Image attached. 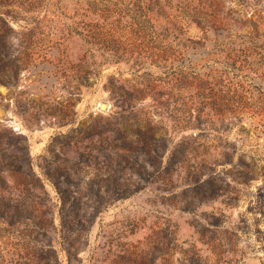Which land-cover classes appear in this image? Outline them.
I'll return each instance as SVG.
<instances>
[{"label":"rangeland","instance_id":"obj_1","mask_svg":"<svg viewBox=\"0 0 264 264\" xmlns=\"http://www.w3.org/2000/svg\"><path fill=\"white\" fill-rule=\"evenodd\" d=\"M0 264H264V0H0Z\"/></svg>","mask_w":264,"mask_h":264}]
</instances>
